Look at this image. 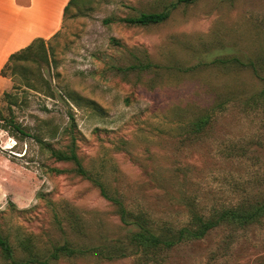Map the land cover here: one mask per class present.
<instances>
[{
	"label": "rangeland",
	"instance_id": "1",
	"mask_svg": "<svg viewBox=\"0 0 264 264\" xmlns=\"http://www.w3.org/2000/svg\"><path fill=\"white\" fill-rule=\"evenodd\" d=\"M166 10L161 23L124 21ZM235 57L255 60L262 78ZM3 75L0 108L9 115L12 106L31 135L0 128V232L16 258L29 241L42 259L69 242L115 257L49 264H136L139 254L114 249L132 245L137 227L95 181L52 156L74 137L109 195L157 227L186 225L190 201L206 212L264 193V0H74L62 29ZM157 258L148 264H264V222L215 228Z\"/></svg>",
	"mask_w": 264,
	"mask_h": 264
},
{
	"label": "trees",
	"instance_id": "2",
	"mask_svg": "<svg viewBox=\"0 0 264 264\" xmlns=\"http://www.w3.org/2000/svg\"><path fill=\"white\" fill-rule=\"evenodd\" d=\"M73 1L74 0H70L65 8V13ZM194 1L196 0H178L179 3H191ZM169 16L170 11L168 10L162 12H142L138 16L128 17L124 19V21L133 25H149L161 23L167 20ZM39 41L44 44L46 40L38 39L22 51L13 54L3 69L2 74H4L6 68L15 57L25 50H30L34 47L35 43ZM235 63L239 66L251 67L255 74L259 77L262 76L257 62L253 59L244 61L235 57ZM130 68H133V66ZM259 96V99L264 98V88L259 93ZM202 124L203 121H199L197 126L200 128ZM0 128L10 130L16 136H31L28 131L16 121L12 106H10L9 115L5 114L0 108ZM33 136H35V138L38 137H36V135ZM52 156L56 161L73 163L75 165V171L79 175L95 181L100 187L101 194L107 199L112 200L118 206L123 223L137 227V230L129 232V240L132 245H128L127 247L120 246L114 249L116 252H120V256L132 253L139 254L136 264H148L151 261H157V253L159 251L166 248H172L180 242L202 239L211 230L221 226H226L236 231L238 229H245L255 223L264 222V193H261L254 198H240L233 204L213 206L206 212H200L198 210L199 205L195 201H190V212L186 225L181 226L179 229H174L166 224L158 223L157 227L154 225L155 221L151 216L146 213L133 214L121 199L109 195L105 184L102 181L95 179L84 166V163L77 152L75 137L68 150L52 149ZM23 246L27 255L24 258H16L9 238L0 232V249L5 258L9 261L8 264H49L51 261L57 260L64 254L77 256L95 253L100 256L103 254L109 258L115 257V255H111L113 251L106 252V246L75 248L72 244L66 242L62 245L55 246L49 253V257L42 259V254L34 250L35 245L30 243V241L28 243H23Z\"/></svg>",
	"mask_w": 264,
	"mask_h": 264
},
{
	"label": "crops",
	"instance_id": "3",
	"mask_svg": "<svg viewBox=\"0 0 264 264\" xmlns=\"http://www.w3.org/2000/svg\"><path fill=\"white\" fill-rule=\"evenodd\" d=\"M70 0H0V88L10 57L38 39L49 40L63 27Z\"/></svg>",
	"mask_w": 264,
	"mask_h": 264
}]
</instances>
